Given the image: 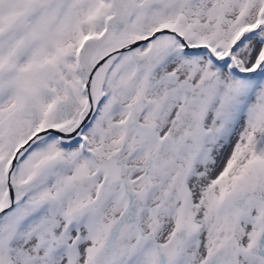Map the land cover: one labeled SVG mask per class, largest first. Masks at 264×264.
I'll use <instances>...</instances> for the list:
<instances>
[{
  "label": "snow or ice",
  "instance_id": "1",
  "mask_svg": "<svg viewBox=\"0 0 264 264\" xmlns=\"http://www.w3.org/2000/svg\"><path fill=\"white\" fill-rule=\"evenodd\" d=\"M0 264H264V0H0Z\"/></svg>",
  "mask_w": 264,
  "mask_h": 264
}]
</instances>
